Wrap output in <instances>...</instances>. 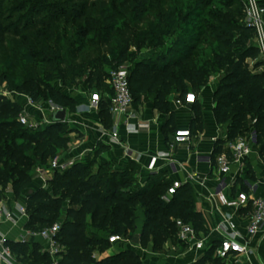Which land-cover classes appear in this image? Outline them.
Returning <instances> with one entry per match:
<instances>
[{
  "label": "trees",
  "instance_id": "16d2710c",
  "mask_svg": "<svg viewBox=\"0 0 264 264\" xmlns=\"http://www.w3.org/2000/svg\"><path fill=\"white\" fill-rule=\"evenodd\" d=\"M17 1L19 4L17 12L26 9L27 11L23 17L11 24H7L9 20L2 19L0 15V54L11 44L24 41L32 45L30 34L33 33L37 37L39 34L36 32L35 21L43 27L48 26L46 19L41 21L37 19L45 10L62 13V9L54 5L55 3H48L45 0ZM261 2L264 4V0ZM210 3L211 0H205L206 5ZM175 15L171 12L163 13L156 23V30L149 32L151 36L149 44L147 46L139 44L140 49L143 47L152 49L158 47V44L154 45L157 39L161 44L173 41L174 44L167 49L169 52L154 53L147 60L135 62L129 70L134 100H140L145 92L156 93L155 105L163 112L169 111L165 101L169 93L189 92L187 82L196 89H201L208 83V76L213 68L210 61L212 51L215 50H212L211 23L207 20L206 26L202 29L190 22L191 18H199L201 15H194L193 11L184 13L182 10L177 11V16ZM62 16H65L64 13ZM208 16L212 17L209 13ZM19 22H25L26 27L19 26ZM50 22H59V20L53 17ZM255 36L254 28L245 23L238 25L234 39L227 41L231 45L228 56L225 58L222 55L217 56V59L221 60L219 68L226 73L214 94V102L216 118L218 122L227 125L229 140H235L250 130L248 117L254 120L252 130L256 135L255 142L264 159V70L256 71L264 63L260 58L258 47L251 43ZM107 43L108 38L89 39L86 45L90 48L87 50L89 52L73 57L59 54L58 60L52 57L46 60L45 84L46 88L50 89V99L55 104L71 112L77 107V100L73 96L51 85L50 82L54 79L56 71L60 73L64 84L69 86L78 85L79 78L86 76L88 72L86 79L88 86H100L102 68L100 69L94 60L102 57V48ZM218 44L225 46L226 41L221 38ZM201 46L204 47L203 50L200 49ZM6 50L8 54L10 52L11 59L17 61L19 53L10 47ZM91 51H96L98 56ZM197 51L203 52L199 55ZM204 53L208 55L206 61H204ZM30 55L37 56L38 53L32 51ZM131 56L133 54L128 55L126 52H121L111 60L103 56L101 63L108 64L110 68H117L125 64ZM248 59L255 61L254 69H251ZM21 73L26 76L23 77V84L18 85L17 88L25 89L36 100L39 94L25 86L33 87V83L37 85L43 81L36 80L32 72H28L25 68L21 69ZM5 80L1 78L0 85ZM100 110L103 122L110 127L112 123L107 101L101 103ZM19 115V106L4 102L0 97V187H5L6 181L10 179L9 174L16 172L18 164L12 158L16 151L9 153L11 149L7 140L10 132L16 137L19 134L21 138L27 134L18 120ZM172 119L173 115L170 117V122ZM196 123L197 128H203V115L199 106ZM66 127V123L52 122L47 129L39 130L34 155L29 157L24 155L23 159L45 166L49 158L57 155L59 149L69 145L70 133L64 131ZM97 163L98 167L95 170L93 168ZM140 171V166L134 161L129 162L125 167H114L109 162H100L97 151L95 154L89 153L82 162L75 163L65 171H55L46 188L39 186L37 192L29 199L23 196L25 198L23 203L27 205L29 214L26 228L40 230L54 224L62 206L66 203L65 219L58 235L65 250L56 262L48 252L43 253V246L39 241L27 244L10 241L13 251L23 264H141L136 253L128 249L102 259L92 257L95 250L109 247L111 235L123 234L128 237L130 232L135 231L136 209L139 206L143 207L146 215L140 238L143 247L151 246L153 250L161 251L165 244L177 235L178 219L192 224L199 236L206 232L205 219L203 214L196 210L190 183L182 184L173 197L166 200L164 197L173 180L151 176L144 186L135 188ZM18 172L21 176L13 181V190L16 194L22 195L26 188L33 186L24 162ZM3 189L0 188V201L3 199ZM210 256L211 252H208L196 264H205L207 257ZM215 262L220 261L215 260Z\"/></svg>",
  "mask_w": 264,
  "mask_h": 264
},
{
  "label": "rangeland",
  "instance_id": "374dc122",
  "mask_svg": "<svg viewBox=\"0 0 264 264\" xmlns=\"http://www.w3.org/2000/svg\"><path fill=\"white\" fill-rule=\"evenodd\" d=\"M48 3H55L57 7L61 8L62 13L65 16H62V13L51 12L49 9L45 10L40 14V19H46L48 26L43 27L41 24H38L35 21L36 32H38V37L35 34H30V40H32V45H28L24 41L11 44L7 46L16 50L18 54L17 61L11 59V54L6 52L5 49L2 54H0V79H6L3 84L0 85V97L3 98L4 102L14 103L16 106H19V114L24 111L25 105V95L32 97L24 89L17 88L18 85L23 84V77L26 74L21 73V69L25 68L28 72H32L33 77L40 79L41 84L33 83V87L29 85L25 86L27 89H34V91L39 94L36 99V105L33 107L34 115L43 116V118L50 120L51 110L54 106H58L50 99V89L46 88L45 81V69H46V60L49 58L57 59L59 54L63 56L73 57L74 55H81L83 53L89 52L90 48L86 45L88 40L103 39L108 38V43L102 48V57L100 59L94 60L95 64L99 65L100 69L102 68V80L100 86L92 85L88 86L86 83V76L79 78L78 85L69 86L64 84L62 78H60L59 72H54V79L50 82L55 89L62 91L63 93L70 96H77L80 94V85L86 84L90 92L95 90L105 91L109 88V79L108 71L110 66L102 65L101 59L105 56L108 60L114 59L119 56L121 52H126L128 55L133 54L129 57L125 63L128 66V70H131L137 61H144L149 59L154 53H167L168 48L174 44L173 41H168V46L163 43H160V40L157 39L154 43L158 44V47H153L149 49L143 47L140 49L139 44L147 46L150 42L151 36L150 31L156 30V23L161 19L163 13H175L177 16V11L182 10L184 13H190L193 11L194 15H201L199 18H191L190 22H193L192 25L195 27H201L202 29L206 26L208 20L212 25V72L208 76V81L212 80L213 84H216V87H219L221 78L226 73L225 70L219 68L220 58L217 59V56L222 55L224 58L228 56L229 49L231 45L227 41H232L235 37L236 27L242 23H245V13L244 7L241 0H211L210 5L205 4V0H45ZM260 5L264 10V4L260 0ZM189 6V7H188ZM17 0H0V15L4 20H9L6 23L11 24L15 23L17 19L23 17L24 13L27 11H19ZM58 8V9H59ZM208 13L212 17L208 16ZM192 14V13H191ZM56 17L59 22H50V19ZM26 27V23L19 22L18 24ZM49 27V28H47ZM226 41V45H219L218 42ZM253 42V41H252ZM251 42V43H252ZM78 51H72V50ZM163 49L164 51H159ZM204 49L203 46L200 48ZM156 50V51H154ZM32 51L38 53L37 56L30 55ZM6 52V53H5ZM94 55L97 54L96 51H91ZM199 55L203 51H197ZM72 53V54H70ZM220 53V54H218ZM205 54V53H204ZM131 58H133L131 60ZM201 60V57H199ZM208 58L207 53L205 54L204 61ZM45 59V60H44ZM198 60V58H196ZM203 59V58H202ZM251 69L255 68V61L248 59ZM17 64V66H15ZM264 67L258 68L256 71H263ZM100 71V70H98ZM201 89H196L194 86L191 88V92L198 94ZM41 110V111H40ZM75 112L79 114L80 108L77 107ZM74 112V113H75ZM73 112L67 109V127L64 131H68L70 137L69 145L64 149H59L57 155L63 161H70V166L72 167L75 163L82 162L85 159L83 156L81 159L70 157L71 142L79 139L82 136V133L79 129L80 124H77L73 119ZM19 115V117H20ZM78 121V120H77ZM254 120L248 117V125L250 130L247 133H244L243 137L247 138L252 136V124ZM52 123H46L39 128L34 130L30 127L23 125V131H26L27 134L24 138L16 137L13 135V132H10V137L7 142L10 146L11 152H15L12 155L13 160L18 162L16 167V172L9 174V180L6 181L5 187H0L3 189V199L6 203L11 202H24L25 198L22 195L16 194L13 190V181L18 179L21 174L18 172L21 168L23 162L26 164L27 172L30 173L31 186L39 188V179L37 178L38 169L46 168L49 169L53 158H49L45 166H39L38 163H30L28 160L23 159L24 155L29 157L34 155V147L37 145V134L39 130L47 129L48 126ZM53 128H51V131ZM61 131V130H60ZM63 131V130H62ZM22 132V131H21ZM74 132L73 136L71 133ZM23 133V132H22ZM21 133V134H22ZM21 149V151L19 150ZM56 155V156H57ZM3 166H1L2 168ZM98 163L95 164L93 169H97ZM54 171L49 173V177L54 176ZM67 204L65 203L61 212L57 216L56 222L63 223L65 219V211ZM15 231L16 235L18 233L17 229ZM117 236L118 234H114ZM112 236V235H111ZM119 236V235H118ZM139 233L137 227L135 231L129 233L128 237H125L123 234L120 235L121 239L109 244L107 249H98L93 252L92 257L95 259H102L116 252H119L124 249L132 250L136 253L138 261L141 264H187V260H191L190 249L188 245L184 244L179 240L178 235L173 237L168 241L161 251H155L151 246L148 247H136L134 243L138 239ZM129 240V241H128ZM127 241V242H126ZM44 253V251H43ZM210 254V253H209ZM212 256V254H211ZM207 257V260L211 259ZM199 261V260H198ZM192 262V261H191ZM192 264V263H190ZM196 264V262L194 263Z\"/></svg>",
  "mask_w": 264,
  "mask_h": 264
},
{
  "label": "crops",
  "instance_id": "0c3cea01",
  "mask_svg": "<svg viewBox=\"0 0 264 264\" xmlns=\"http://www.w3.org/2000/svg\"><path fill=\"white\" fill-rule=\"evenodd\" d=\"M255 45V40H252ZM168 46V43L166 44ZM172 46V45H171ZM188 91L191 92L193 85L187 82ZM80 94L73 96L80 108L79 114L73 112V119L80 124L82 136L71 142V159H81L83 156L96 151L100 162H109L114 167H125L129 162H136L140 168L139 181L135 188L144 186L149 177L158 176L172 180H180L190 183L193 188L196 210L201 212L205 219L206 232L202 233L207 245L212 249L201 251L191 248V260L187 264H194L202 259L204 253L211 252L212 260L205 264H217L213 257V249L221 240L229 234L223 216L229 215L237 226V233L241 240L248 241L253 253L240 258L239 264H264V241L257 236L248 237L246 225L249 222L246 209H238L214 195L219 181V170L215 164L206 161L203 157L213 156L219 152L229 150V146L235 140H229L228 128L224 123L218 122L215 115L214 94L217 90L216 84L209 80L196 94L197 102L194 104L179 103L185 101L186 92L181 91L169 93L165 101L169 106L168 112L161 111L155 105L156 93L145 92L140 100H135L131 112L133 117L130 123L135 126V131L128 130L123 119H117L111 115L112 125H105L102 120L100 109L90 108V91L86 84L80 85ZM108 88L105 90L107 91ZM105 91H102L104 94ZM198 106L203 115V128L196 127ZM173 119L170 122V117ZM119 120V121H118ZM117 128L120 134V143L111 141L110 135ZM190 129L192 136L184 142H176L177 130ZM75 134L71 133V136ZM252 152L246 156L242 164L234 165L229 175V186L224 191L228 198H235L240 192L245 191L252 195L264 193L263 187L258 182L264 177V159L261 156L260 148L256 144L254 131L249 137ZM171 158L179 165L178 173H172L169 167ZM199 157H202L200 159ZM193 175L192 181L188 180ZM41 187V181H39ZM256 189V190H255ZM146 220L143 207L136 209V227L139 233L134 243L141 247V232ZM17 229L18 233L15 234ZM26 223L22 222L13 226L11 223H3L0 232L4 233L9 241L19 239L26 231ZM129 241V240H128ZM127 242V241H126ZM43 249V248H42ZM203 256V257H202ZM192 261V262H191Z\"/></svg>",
  "mask_w": 264,
  "mask_h": 264
},
{
  "label": "built area",
  "instance_id": "2783aa9c",
  "mask_svg": "<svg viewBox=\"0 0 264 264\" xmlns=\"http://www.w3.org/2000/svg\"><path fill=\"white\" fill-rule=\"evenodd\" d=\"M241 1L244 7L245 24L256 30V36L253 40H255V45L260 52V58L264 63V10L260 5V0ZM262 67H264V65ZM108 79L110 86L104 94L100 90L90 92V108L100 109L101 103L107 101L109 104V112L117 119H123V123L128 130L135 131V126L130 123V119L133 117L131 107L135 100L130 87L128 66L123 64L117 68H110L108 71ZM178 102L194 104L197 102V96L194 92H188L185 101L179 100ZM35 105L36 100L25 95L24 111L18 119L19 122L32 129L39 128L44 122L52 123V118L48 120L43 118V116L34 115L33 107ZM59 107L60 106H54L51 110V114ZM191 136L192 133L190 129H180L176 131L175 141L184 142L190 139ZM110 138L112 142L120 143V134L117 128L112 131ZM251 152L252 148L250 141L243 136H239L230 144L229 150L222 151L215 156L210 155L203 158L215 164L219 170V181L214 195L221 198L223 203H227L238 209H246L249 218V222L246 225L247 236H257L261 241H264V193L251 196L248 192L242 191L235 198H228L224 194V191L229 186L228 178L232 173L233 166L242 164L245 157L250 155ZM166 157L169 159V167L172 173H178L180 170L179 165L171 158L170 154H167ZM199 158L202 159V157ZM70 163V161H63L60 156L57 155L53 158L49 165V169L40 167L38 169L37 178L41 181V187H47V183L50 179L49 173L51 171H65L69 168ZM193 179L194 176L189 175L188 180L192 181ZM182 184L183 182L180 180H173L164 198L169 200L173 197L176 190ZM258 185L262 186L264 190V177L258 182ZM28 219V208L25 203H6L5 201H0V226L7 222L16 226L22 222L27 223ZM223 220L227 225L229 235L223 238L219 245L214 247L213 257L215 260L220 261L217 264H239L240 258L252 254L253 249L247 240H241L240 235H238L236 231L237 226L231 216L226 214L223 216ZM176 226L179 240L184 244L204 252L212 249V245H207L203 234L199 236L192 224L178 219L176 221ZM61 228L62 223L55 222L40 230L26 229L20 238L14 240V242L27 244L39 241L43 246L42 250L48 252L56 262L65 250V247L60 243L58 238ZM120 239V236L114 235L111 236L109 240L111 243H114ZM9 242L7 236L0 232V264H23L13 251ZM203 256H205V253Z\"/></svg>",
  "mask_w": 264,
  "mask_h": 264
},
{
  "label": "water",
  "instance_id": "95a60500",
  "mask_svg": "<svg viewBox=\"0 0 264 264\" xmlns=\"http://www.w3.org/2000/svg\"><path fill=\"white\" fill-rule=\"evenodd\" d=\"M52 121L54 123H66L67 122V109L59 107L51 114ZM37 192V188L28 187L22 192V196L29 199Z\"/></svg>",
  "mask_w": 264,
  "mask_h": 264
}]
</instances>
